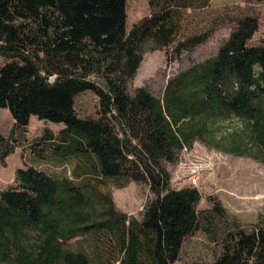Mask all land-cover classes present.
Segmentation results:
<instances>
[{
	"label": "trees",
	"instance_id": "16d2710c",
	"mask_svg": "<svg viewBox=\"0 0 264 264\" xmlns=\"http://www.w3.org/2000/svg\"><path fill=\"white\" fill-rule=\"evenodd\" d=\"M210 2L149 0L150 14L127 30V0H0V108L21 128L32 116L63 123L56 135L44 131L52 153L83 163L86 177L146 183L155 196L137 219L93 183L19 167L0 186L1 262L176 264L199 228L201 194L173 188L166 164L196 138L264 162V45L249 43L258 15L239 16L218 52L172 76L162 97L128 90L147 50L175 45L180 54L208 39V31L179 35L184 11ZM87 90L98 96L97 117L77 113ZM231 118L242 132L219 136ZM13 151L0 131V163ZM92 236L106 250L71 247ZM222 242L215 260L185 264H264V227L231 229Z\"/></svg>",
	"mask_w": 264,
	"mask_h": 264
},
{
	"label": "rangeland",
	"instance_id": "374dc122",
	"mask_svg": "<svg viewBox=\"0 0 264 264\" xmlns=\"http://www.w3.org/2000/svg\"><path fill=\"white\" fill-rule=\"evenodd\" d=\"M150 11L149 0H127V30ZM246 13L259 17V28L249 43L264 45V0H211L207 7L184 11L179 35L185 38L208 31V39L180 54L174 50L175 45L147 50L128 84L129 92L133 94L139 87H145L156 97H162L168 80L193 63L215 55L228 39L236 19ZM4 61L0 56V66ZM75 106L79 116L97 117L98 96L90 90L84 91L76 97ZM219 125V136L227 138L244 128L238 118L225 119ZM64 127L63 123L37 116L31 117L27 128L17 127L9 110L0 108V131L8 137L14 150L6 157V166L0 163V184L12 185L17 168L35 166L58 178L93 183L99 192L112 195L118 210L141 219L145 204L155 197L149 185L133 180L126 185L112 180L98 182L94 177L84 176L87 169L83 163L55 155L50 149L52 140L43 137L47 129L56 135ZM216 144L196 138L180 152L176 163L166 164L173 188L196 187L201 194L196 205L199 228L183 242L176 264L213 261L221 254L222 238L229 230L264 227V162L227 151L220 147V142ZM242 181L252 183L253 189L245 192L237 187V182ZM217 205L221 211L216 209ZM99 243L104 249L105 244L92 236L71 241V247L91 250ZM0 264L11 263L0 261Z\"/></svg>",
	"mask_w": 264,
	"mask_h": 264
},
{
	"label": "bare ground",
	"instance_id": "6f19581e",
	"mask_svg": "<svg viewBox=\"0 0 264 264\" xmlns=\"http://www.w3.org/2000/svg\"><path fill=\"white\" fill-rule=\"evenodd\" d=\"M243 181L241 183L237 182V184H236L237 187H239L240 189H243L245 192H248L251 189H253L252 183L250 184V183H246V182H243Z\"/></svg>",
	"mask_w": 264,
	"mask_h": 264
},
{
	"label": "crops",
	"instance_id": "0c3cea01",
	"mask_svg": "<svg viewBox=\"0 0 264 264\" xmlns=\"http://www.w3.org/2000/svg\"><path fill=\"white\" fill-rule=\"evenodd\" d=\"M0 186H2V185L0 184Z\"/></svg>",
	"mask_w": 264,
	"mask_h": 264
}]
</instances>
